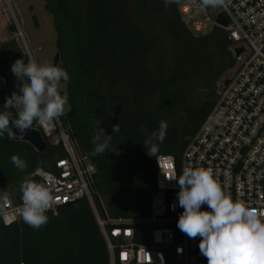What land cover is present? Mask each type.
Returning <instances> with one entry per match:
<instances>
[{
  "label": "trees",
  "instance_id": "16d2710c",
  "mask_svg": "<svg viewBox=\"0 0 264 264\" xmlns=\"http://www.w3.org/2000/svg\"><path fill=\"white\" fill-rule=\"evenodd\" d=\"M183 1L165 7L163 0H44L59 62L69 76V109L60 120L78 150L95 164L91 190L101 213L110 218L148 215L153 189L147 175L156 169V156L169 154L180 163L217 100L219 76L232 64L224 30H192L179 10ZM4 57L11 64L29 60L13 39L1 44ZM4 96L0 82V106ZM6 111L15 114L17 107ZM162 120L166 136L157 155L149 157L142 145L145 133L158 129ZM115 124L120 131L111 141L114 150L92 155L94 133L102 127L112 135ZM32 128H38L35 122ZM12 155L25 161L23 171L11 163ZM63 156L60 144H46L39 152L5 135L0 139V190L19 194L24 177L37 168L55 171V161ZM46 214L48 222L35 230L21 219L0 223V264H109L86 199Z\"/></svg>",
  "mask_w": 264,
  "mask_h": 264
},
{
  "label": "built area",
  "instance_id": "2783aa9c",
  "mask_svg": "<svg viewBox=\"0 0 264 264\" xmlns=\"http://www.w3.org/2000/svg\"><path fill=\"white\" fill-rule=\"evenodd\" d=\"M179 10L196 32L212 27L224 30L232 64L219 76L217 100L182 151L180 163L176 165L169 154L156 156L155 190L146 217L110 218L102 214L91 190L95 164L78 150L60 118L37 124L45 143L60 144L64 156L55 161V171L37 168L26 177L51 188L55 203L48 212L52 214L80 199L89 202L109 264H207L198 249L200 237L189 238L176 226L182 212L177 206L179 188L168 178L178 177L185 167L210 169L226 195L255 208L264 218V0H225L219 11L200 9L199 0H184ZM218 12L227 19L225 27L215 21ZM13 31L22 39L17 27ZM20 196L0 190L2 225L21 219Z\"/></svg>",
  "mask_w": 264,
  "mask_h": 264
},
{
  "label": "clouds",
  "instance_id": "9594fccd",
  "mask_svg": "<svg viewBox=\"0 0 264 264\" xmlns=\"http://www.w3.org/2000/svg\"><path fill=\"white\" fill-rule=\"evenodd\" d=\"M178 2L163 0L165 7ZM224 3L225 0H199V8L219 9ZM11 72L20 84L18 93L13 92L0 106V139L5 135L9 140L23 139L34 122L50 124L64 114L67 96L58 91L57 84L66 82L69 76L61 67L32 59L27 62L16 59L11 64ZM13 104L17 107L15 114L6 111ZM119 131L118 124L112 126V135L105 134L100 127L92 136L91 154L113 151L115 145L111 146V141ZM166 131L167 123L162 120L158 129L145 133L142 145L147 156L157 155ZM10 161L20 171L26 167L25 161L17 155H12ZM168 179H174L179 188L177 206L182 212L176 226L189 238L200 237L198 249L207 264H264V218L255 208L226 195L210 169L189 166L183 168L178 177ZM19 192L21 220L32 229H39L48 222L46 213L55 203L51 188L43 183L23 181Z\"/></svg>",
  "mask_w": 264,
  "mask_h": 264
},
{
  "label": "rangeland",
  "instance_id": "374dc122",
  "mask_svg": "<svg viewBox=\"0 0 264 264\" xmlns=\"http://www.w3.org/2000/svg\"><path fill=\"white\" fill-rule=\"evenodd\" d=\"M10 25L22 32V39L15 36L16 33L10 30ZM55 37L52 16L45 10L44 0H0V46L13 39L28 59L53 65L57 53ZM56 66L60 67V62ZM57 88L62 95H66L65 81L59 82ZM68 109L66 103L64 113ZM23 181L30 180L24 177L21 182Z\"/></svg>",
  "mask_w": 264,
  "mask_h": 264
},
{
  "label": "water",
  "instance_id": "95a60500",
  "mask_svg": "<svg viewBox=\"0 0 264 264\" xmlns=\"http://www.w3.org/2000/svg\"><path fill=\"white\" fill-rule=\"evenodd\" d=\"M216 23L219 25L225 27L227 25V19L222 13H217L215 17ZM59 63V54L56 53L53 59V65H57ZM63 68V67H61ZM0 78H2V82L5 88V96L3 99V104L5 103V100L7 97H10L13 92H17L19 90V84L20 82L17 80V78L14 76V74L11 72V62L8 58H1L0 59ZM14 132H16V129H13ZM18 141H25L29 143L35 150L41 152L45 149L46 143L41 138L40 133L37 129H30L26 130V133L24 135L23 139H14ZM147 178L149 182L152 185V193H154L155 190V183H156V174L155 172H151L147 175Z\"/></svg>",
  "mask_w": 264,
  "mask_h": 264
},
{
  "label": "flooded vegetation",
  "instance_id": "af4514ba",
  "mask_svg": "<svg viewBox=\"0 0 264 264\" xmlns=\"http://www.w3.org/2000/svg\"><path fill=\"white\" fill-rule=\"evenodd\" d=\"M60 67H62V66L60 65Z\"/></svg>",
  "mask_w": 264,
  "mask_h": 264
}]
</instances>
